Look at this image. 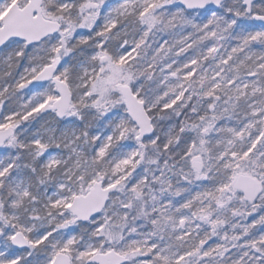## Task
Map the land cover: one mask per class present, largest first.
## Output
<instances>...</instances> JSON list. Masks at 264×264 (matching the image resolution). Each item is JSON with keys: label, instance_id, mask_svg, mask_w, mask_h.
Masks as SVG:
<instances>
[{"label": "snow or ice", "instance_id": "1", "mask_svg": "<svg viewBox=\"0 0 264 264\" xmlns=\"http://www.w3.org/2000/svg\"><path fill=\"white\" fill-rule=\"evenodd\" d=\"M0 264H264V0H0Z\"/></svg>", "mask_w": 264, "mask_h": 264}]
</instances>
